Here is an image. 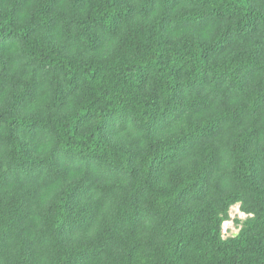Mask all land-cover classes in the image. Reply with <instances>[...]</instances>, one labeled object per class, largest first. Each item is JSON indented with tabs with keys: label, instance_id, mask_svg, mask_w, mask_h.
Segmentation results:
<instances>
[{
	"label": "trees",
	"instance_id": "1",
	"mask_svg": "<svg viewBox=\"0 0 264 264\" xmlns=\"http://www.w3.org/2000/svg\"><path fill=\"white\" fill-rule=\"evenodd\" d=\"M0 264H264V0H0Z\"/></svg>",
	"mask_w": 264,
	"mask_h": 264
},
{
	"label": "rangeland",
	"instance_id": "2",
	"mask_svg": "<svg viewBox=\"0 0 264 264\" xmlns=\"http://www.w3.org/2000/svg\"><path fill=\"white\" fill-rule=\"evenodd\" d=\"M245 217L246 214L240 211L238 203L231 205L228 211V219L221 225L222 236L228 237L236 234L240 227V221L245 219Z\"/></svg>",
	"mask_w": 264,
	"mask_h": 264
}]
</instances>
